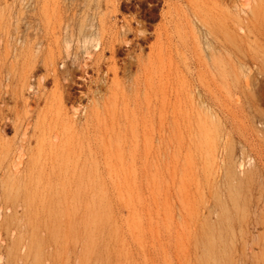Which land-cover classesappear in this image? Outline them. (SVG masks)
<instances>
[{"label":"rangeland","instance_id":"374dc122","mask_svg":"<svg viewBox=\"0 0 264 264\" xmlns=\"http://www.w3.org/2000/svg\"><path fill=\"white\" fill-rule=\"evenodd\" d=\"M139 1L135 0L130 9L119 8V18L136 16L153 32L164 24L162 12L167 6L163 0ZM209 1L210 7L202 13L207 25H217L223 35L229 36V48L217 49L220 109H214L204 89L215 74L212 58L205 52V83L192 80L188 73L183 79L187 88L183 102L190 109L204 111L190 116L191 131L159 133L158 158L150 179L110 177L94 181L90 217L83 224L71 225L66 217L83 216L85 212L86 199L76 191L84 185L66 183L67 187L42 174V155L47 149L44 137L50 122L46 114L55 107L50 98L54 82L39 80L47 68L42 61L31 64L29 60L32 50L37 55L40 47L38 43L31 46L30 40L43 34V2L0 0V210L6 205H16L19 210L16 216L0 217V241L4 240L0 264H145L140 241L143 230L158 225L150 219L152 214L159 217L162 231L167 227L186 228L188 264H264V227L255 224L264 218V163L260 159L264 158V0ZM60 2L67 20L81 0ZM152 5L158 6L154 19L149 14ZM247 17L252 19L248 36L241 30ZM178 19L183 34L189 31L186 27L193 19L190 23L198 35L203 33L200 36L206 45L207 28L196 17ZM221 21L230 22L234 28L225 34ZM153 42L152 36L148 44H143L146 54ZM68 43L75 46L77 39ZM68 43L63 34L61 57H65ZM55 49L57 68L63 69V59ZM29 73L32 78H27ZM78 90L80 104L89 105L91 99ZM15 123L20 125L18 134ZM25 126H29L28 140L23 162L16 168V147ZM31 157L37 158L35 164L30 162ZM38 197L46 202V210L45 229L36 238L34 230L26 227L23 214L37 204ZM20 219H24L22 223ZM157 259L162 264L161 260L168 261L169 256L159 250Z\"/></svg>","mask_w":264,"mask_h":264},{"label":"bare ground","instance_id":"6f19581e","mask_svg":"<svg viewBox=\"0 0 264 264\" xmlns=\"http://www.w3.org/2000/svg\"><path fill=\"white\" fill-rule=\"evenodd\" d=\"M38 1L43 2L40 10L43 34L36 40H30L31 46L38 43L40 47L37 55L32 50L29 62L35 64V61H42L47 68V72L39 80H53L54 90L50 98L55 104L46 114L50 122L47 126V137H44L47 149L42 155L45 160L42 174L52 181L70 186L81 183L84 185L76 190L86 199L83 216L66 217L67 224H79L80 221L83 224L92 213L91 194L94 181H103L110 177L150 179L155 173L158 158L156 142L159 133L191 131L190 116L194 112L202 114L204 111L190 109L183 102V93L187 90L183 79L188 73L192 80L196 78L200 83L204 82L205 52L212 58L215 74L211 77L212 83L206 82L204 89L212 100L214 109H220L221 73L219 74L220 68L217 65V49L229 48L227 31L234 27L230 22L221 21L222 29L227 34L225 36L217 25H207L202 13L205 7H210L209 0H177V3L163 0L167 6V11L162 12L165 22L153 32L137 20L136 16L119 18V8L130 9L135 0H91L89 3L81 0L80 7L67 20L62 14L61 0ZM139 2L144 4L145 0ZM50 3L53 4L51 10ZM157 9V5L151 6V19L157 17ZM189 15L196 17L207 28L206 45L201 40L200 35L203 33L198 35L191 25L193 19L188 21L186 28L189 27V31L185 34L179 28V16L188 18ZM251 22V17H247L244 27H241V30L246 31V36L251 34ZM63 34L66 43L77 39L75 46L68 43L65 57H61L60 43ZM152 36L155 42L150 44V52L146 54L143 44H148ZM55 48H58L59 57L63 59V69L57 68ZM31 74L27 78H32ZM77 90L91 99L89 105L83 107L80 104L81 98L76 96ZM28 127L23 132V138H20V145L16 147L18 154L13 162L14 167L23 162ZM13 128L18 134L20 125L15 123ZM260 159L264 163L262 156ZM30 162L35 164L37 158L31 157ZM64 192L71 193L72 190ZM54 194L56 192L51 196ZM36 203L35 206L28 207L23 215L27 217L26 227L34 230L37 238L45 229L46 202L39 198ZM255 211L257 212L256 209ZM18 214L16 205H6L0 210V217L6 219ZM154 215H150V219L154 221V225H158L143 230L140 241L141 245L144 244L141 252L146 257L145 264H158L159 250L169 256L168 261L161 260L162 264H188L186 228L167 227V230L162 231L159 217ZM255 224L264 227V218L257 220ZM3 241L1 239L0 246H3Z\"/></svg>","mask_w":264,"mask_h":264}]
</instances>
